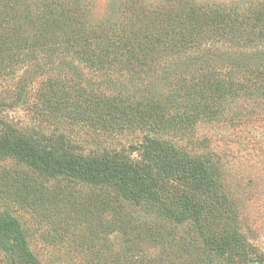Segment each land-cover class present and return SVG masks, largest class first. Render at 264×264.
<instances>
[{
  "label": "rangeland",
  "instance_id": "374dc122",
  "mask_svg": "<svg viewBox=\"0 0 264 264\" xmlns=\"http://www.w3.org/2000/svg\"><path fill=\"white\" fill-rule=\"evenodd\" d=\"M141 1L145 7H154L162 0ZM190 2L240 13L264 4V0L186 1ZM81 6L87 10L90 24L109 20L116 34L121 29L117 0H84ZM263 54L261 46L238 50L217 41L201 46L186 58H176L178 69L172 67L174 61H161L162 70L157 74L149 71L140 80L118 66L104 76L71 59L70 67L59 64L58 59L44 66L38 57L0 54V135L7 129L24 135L62 134L76 153L129 154L132 159L137 153L134 149L147 137L168 143L190 159L204 162L215 173L221 193H195L187 184L183 190L188 195L198 194L202 202L230 215L219 223L234 227L240 234L247 245L243 259L234 256L229 262L214 253L203 245L191 222L175 226L153 201L134 203L111 187L48 178L15 157L0 158V220L18 223L25 250L39 264H264V81L253 84L255 75L242 76L240 72L233 77L234 89L246 82V86L255 85L246 95L236 92L214 106L212 114L201 109L203 112L189 126L180 120L186 114L182 112L190 108L188 101L181 103L183 90L195 85L205 71L204 66H191L194 57L234 62L262 58ZM227 70L224 67L220 73ZM186 71L183 81L182 72ZM170 95H175L176 106L164 114L163 123L168 126H161L156 118L145 123L139 119L127 121L131 117L127 101L144 103L152 98L149 104H164ZM202 101L200 97L195 100ZM111 103L119 104L122 114L109 116L107 106ZM55 106L59 111L53 114ZM75 113L84 119L74 120L71 116ZM169 185L178 188L179 181ZM135 226L145 229L147 243L132 240ZM215 229L213 220L209 231L214 234ZM151 235L163 239V243L152 246L147 240ZM214 235L212 239L217 238ZM186 246L189 249L184 252ZM25 261L19 246L0 238V264Z\"/></svg>",
  "mask_w": 264,
  "mask_h": 264
},
{
  "label": "trees",
  "instance_id": "16d2710c",
  "mask_svg": "<svg viewBox=\"0 0 264 264\" xmlns=\"http://www.w3.org/2000/svg\"><path fill=\"white\" fill-rule=\"evenodd\" d=\"M83 1L0 0V54L29 59L38 57L44 66L58 59L59 64L70 67L71 59L104 76L110 68L118 66L119 70L129 71L132 77L140 80L149 71L157 74L162 70L159 66L161 61L186 58L208 43L218 41L238 50L257 46L264 48V4L254 5L240 13L227 7L186 3L187 0H162L154 7H145L141 0H117L122 30L116 34L109 20L100 25L90 24L87 10L85 12L81 6ZM193 59L191 66H204L205 71L198 76L195 85L192 83L183 90L181 103L188 101L190 104V108L182 112L188 115L180 117L181 124L185 126H189L200 112L212 114L213 107L221 101H226L236 92L246 95L255 86H246V82L234 89L233 77L238 73L255 75L253 84L264 81V57H253L250 61H212L219 65L206 61L205 56ZM174 64L175 61L172 67L178 69ZM224 67L228 70L222 75L220 71ZM187 72H182L185 75L183 81ZM173 97L175 95L167 97L164 104L160 101L149 104L152 98L144 103L126 100L131 111L127 121L139 119L138 122L145 123L149 118H156L163 124L161 126H168L166 121L163 123V117L172 106H176L173 105ZM197 97L203 101L196 103ZM191 103L196 105L194 109ZM184 108L187 109V105ZM53 110L56 114L59 108L55 106ZM107 112L109 116L122 114L119 104L114 103L107 106ZM75 115L71 116L74 120L84 119L77 113ZM134 150L137 152L134 159L129 154L107 152L82 155L75 152L62 134L46 137L7 129L0 135V158L15 157L48 178L64 177L91 186L111 187L134 203L153 201L161 207L162 216L175 226L191 222L203 245L214 253L225 256L229 262L234 256L243 259L247 245L242 237L234 227L219 223L229 219L230 215L215 209L211 203L202 202L198 194L188 195L183 190L187 184L191 190L197 191L195 193H221L211 168L152 136ZM176 180L179 181L178 188L169 185ZM169 203L174 204L170 206ZM213 220L217 238L212 239L214 234L209 227ZM132 229L134 242L147 243L143 227ZM0 238L13 241L24 251L25 264H39L25 250L16 221L0 220ZM147 240L152 246L163 243V239L152 235ZM184 249L187 252L189 248L186 246Z\"/></svg>",
  "mask_w": 264,
  "mask_h": 264
}]
</instances>
